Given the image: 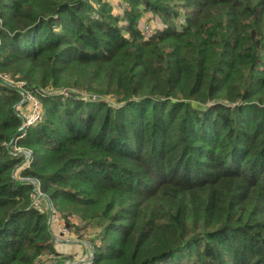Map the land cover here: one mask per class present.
<instances>
[{"label":"trees","instance_id":"16d2710c","mask_svg":"<svg viewBox=\"0 0 264 264\" xmlns=\"http://www.w3.org/2000/svg\"><path fill=\"white\" fill-rule=\"evenodd\" d=\"M126 1L0 0V264L59 254L24 178L91 225L92 264H264V0ZM5 77L44 106L19 175Z\"/></svg>","mask_w":264,"mask_h":264},{"label":"rangeland","instance_id":"374dc122","mask_svg":"<svg viewBox=\"0 0 264 264\" xmlns=\"http://www.w3.org/2000/svg\"><path fill=\"white\" fill-rule=\"evenodd\" d=\"M109 3L112 4L113 12L116 15H122V14L125 13L126 10L129 9L128 2L126 0H109ZM183 21H184V18H183V16H181L178 19V23L182 24ZM123 24H125V22H123ZM163 27H164L163 22L158 16H155L150 11L144 12V14H143V16L141 18V21H140V28L142 29L143 33H145L147 35V32L149 30L150 35L151 34L153 35L155 32L161 30ZM7 81L11 82L13 84H16V86L18 85L19 87L18 86L17 87L20 89V91H23L24 93L30 92V91L33 92V94L37 98H39V100L41 101L40 96L38 95V93H36L35 91L30 90L28 88V86L26 85V83L24 84L22 81H15V80H12V79H7ZM22 84H24V85H22ZM60 92L63 93V94H68L69 93V91L67 89H61ZM20 102H22V101H20ZM26 104L27 103H25V102H24V104L23 103L18 104V109L21 111V114H22L23 118H24V115L27 112H29V105L28 104L26 105ZM41 107H42V110H43V113H44V106H43L42 101H41ZM42 117H43V114H42ZM40 120L38 122H40ZM16 151H24L25 153L26 152H31L33 154V150L30 149V148H27V147L19 146V149L16 150ZM28 158L29 157L24 159L22 164L20 166H18V169L16 170L15 174L19 175L20 171L23 168L27 167L25 165V163H27V159ZM24 179L29 180V181L32 182L31 179H33V178H24ZM40 190H41V188H40ZM35 197H37V196H35ZM38 200L40 202L38 210L40 212H45L47 214L48 224L50 226V230L52 232V235H53V237L55 239L56 251L58 250L57 248H59V246H61V249H62L61 252L64 253L65 255H67L68 258H70V259L73 258V257H77V256H78L79 259H81V258L85 257L87 254H89V252H91L92 249L94 248L93 244L91 243V239L94 236V233L92 232L91 225L86 224L85 221L81 220L80 217L75 216V215L70 216L69 218H66L65 216H63V214L61 213L60 209L57 206H55L54 202L47 195L44 196V197L41 196L40 198H38ZM52 208H54V211H51ZM51 214H56L58 216V218L60 219V222L67 226V228L70 231V237L67 238V237H65L63 235L55 234V232H54L55 226H53V224H52V219L53 218H52ZM49 256L51 257V259H52V256L56 257L55 254H49Z\"/></svg>","mask_w":264,"mask_h":264},{"label":"built area","instance_id":"2783aa9c","mask_svg":"<svg viewBox=\"0 0 264 264\" xmlns=\"http://www.w3.org/2000/svg\"><path fill=\"white\" fill-rule=\"evenodd\" d=\"M145 34V33H144ZM152 35V34H151ZM150 35V32L148 30L147 32V35L145 34V36L149 37L151 36ZM7 79H10L8 77H5V81L8 85L12 86V87H16V84H13L11 82H8ZM15 83V82H14ZM25 84V82H23ZM22 84V85H24ZM21 88V87H20ZM21 94L23 96V99L21 100L22 103L24 104L27 103L29 105V112H27L25 115H24V118H23V122H22V125L18 131V134L17 136L14 138V142H15V145L13 148H15L16 150L19 149V146L16 144L17 141L20 139V138H23L26 134H27V130L29 127L35 125L41 118H42V114H43V110H42V107H41V101L39 100V98H37L33 92H26L24 93L23 91H21ZM26 104V105H27ZM14 149V152H17V153H23L25 155V159L27 157H29L27 159V163H25V165L27 167H30L32 161H33V154L31 152H24V151H16ZM26 167V168H27ZM35 185V189H34V194H33V198L35 196L34 199H33V204L34 206L38 209L39 207V200L38 198H40L41 196H46L41 190H40V183L36 182ZM53 206V205H52ZM51 211H54V208L51 209ZM52 215V224L53 226H55L54 228V232L55 234H58V235H63L65 237H70V231L69 229L67 228V226L63 223L60 222V219L58 218V216L56 214H51ZM94 249V248H93ZM92 249L91 252H89V254H87L85 257L79 259L78 256L77 257H73V258H68V259H64V260H59V261H56L54 262V264H92V262L94 261V250ZM54 257V256H52Z\"/></svg>","mask_w":264,"mask_h":264},{"label":"crops","instance_id":"0c3cea01","mask_svg":"<svg viewBox=\"0 0 264 264\" xmlns=\"http://www.w3.org/2000/svg\"><path fill=\"white\" fill-rule=\"evenodd\" d=\"M68 244V243H67ZM58 250V255H56V257L54 256V257H52V259H51V257L49 256V254L48 255H44L43 257H42V259H41V262H40V264H54V262H56V261H59V260H64V259H67L68 258V256L67 255H65L64 253H62L61 251H62V249H61V246H59V248H57ZM71 255V254H70ZM54 259V260H53Z\"/></svg>","mask_w":264,"mask_h":264},{"label":"water","instance_id":"95a60500","mask_svg":"<svg viewBox=\"0 0 264 264\" xmlns=\"http://www.w3.org/2000/svg\"><path fill=\"white\" fill-rule=\"evenodd\" d=\"M22 102H19L18 104H21ZM17 134H18V132L16 133V135H15V137L17 136ZM32 180V182H33V184H36V182H37V180L36 179H31Z\"/></svg>","mask_w":264,"mask_h":264}]
</instances>
